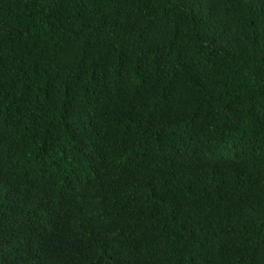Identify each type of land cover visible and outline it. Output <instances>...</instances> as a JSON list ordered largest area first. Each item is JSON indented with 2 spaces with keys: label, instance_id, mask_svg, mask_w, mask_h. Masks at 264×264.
<instances>
[{
  "label": "trees",
  "instance_id": "1",
  "mask_svg": "<svg viewBox=\"0 0 264 264\" xmlns=\"http://www.w3.org/2000/svg\"><path fill=\"white\" fill-rule=\"evenodd\" d=\"M0 264H264V0H0Z\"/></svg>",
  "mask_w": 264,
  "mask_h": 264
}]
</instances>
